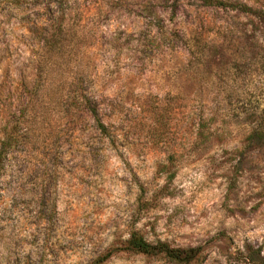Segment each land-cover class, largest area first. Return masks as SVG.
Masks as SVG:
<instances>
[{"label": "rangeland", "instance_id": "rangeland-1", "mask_svg": "<svg viewBox=\"0 0 264 264\" xmlns=\"http://www.w3.org/2000/svg\"><path fill=\"white\" fill-rule=\"evenodd\" d=\"M6 142L0 264H264V0H0Z\"/></svg>", "mask_w": 264, "mask_h": 264}, {"label": "trees", "instance_id": "trees-1", "mask_svg": "<svg viewBox=\"0 0 264 264\" xmlns=\"http://www.w3.org/2000/svg\"><path fill=\"white\" fill-rule=\"evenodd\" d=\"M63 31L65 32V30L61 31V29H59L57 32L54 31L53 34L50 35V38L44 39V44L47 50H49L50 46H53L55 43H57V38L63 35ZM93 117L96 120L98 129L105 133V124L95 109L93 111ZM8 146L9 144L6 142L0 147V173L3 169ZM122 250L124 252L140 254L148 257H162L164 260L172 264H190L197 259L200 252L199 248H174L168 243L161 241L149 242L137 231H132L129 234V237L125 241ZM110 256L111 253H107L104 256H100L92 260L90 264H104Z\"/></svg>", "mask_w": 264, "mask_h": 264}]
</instances>
